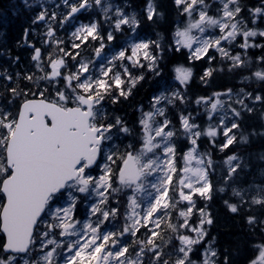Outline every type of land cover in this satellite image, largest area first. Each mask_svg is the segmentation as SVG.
Here are the masks:
<instances>
[{"label": "snow or ice", "instance_id": "obj_1", "mask_svg": "<svg viewBox=\"0 0 264 264\" xmlns=\"http://www.w3.org/2000/svg\"><path fill=\"white\" fill-rule=\"evenodd\" d=\"M170 7L167 33L160 0L9 9L26 15L16 54L0 32V264H264V149L245 151L264 145V0ZM218 194L242 224L227 237Z\"/></svg>", "mask_w": 264, "mask_h": 264}, {"label": "trees", "instance_id": "obj_2", "mask_svg": "<svg viewBox=\"0 0 264 264\" xmlns=\"http://www.w3.org/2000/svg\"><path fill=\"white\" fill-rule=\"evenodd\" d=\"M134 4H136L137 7L140 6V3L142 0H132ZM19 0H0V32L7 31V42L8 46L13 48V53L16 54V50L14 47L15 40L19 38L22 27L24 26V17L26 13L21 11L20 15L18 16H12V14L9 12V9L12 8L15 4H18ZM161 3V10L165 12V18L160 22L157 30L167 33L169 29L171 28V22L175 19V13L172 11L170 7V0H160ZM5 14L6 15V21L7 24L5 25ZM20 55L24 56L26 53L24 50H21ZM256 54H259L258 52ZM0 62H3L2 59H0ZM224 77L218 76L216 81H214V87L216 85H220L223 83ZM213 89H207V91H211ZM192 91L193 92H203L205 89H203L201 86H199L197 83H193L192 85ZM147 93V85H145L144 88L140 89L139 93L134 97V99L130 103H136L138 101H141L145 99ZM122 107L125 110H128V105H122L118 106ZM248 124H258V117H252L248 119ZM262 149H264V145L261 144V142L255 143L251 148L245 149V151H252L255 153H259ZM235 151V149L233 150ZM214 160L218 162L217 171L219 172L221 168L223 167V160L225 159L224 154H217L213 157ZM259 163L257 162V167H259ZM223 194H218L216 199L212 202V209L213 211H216L218 213V220H217V230L220 231L221 235L223 237H227L233 233H237L242 228V224L238 223L239 217H233L229 216L223 209L221 205V198ZM226 198V197H224ZM250 255V253L247 251L245 247H242L240 250L239 255L237 256V264H246L247 257ZM195 259V257H193Z\"/></svg>", "mask_w": 264, "mask_h": 264}]
</instances>
